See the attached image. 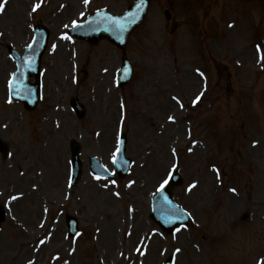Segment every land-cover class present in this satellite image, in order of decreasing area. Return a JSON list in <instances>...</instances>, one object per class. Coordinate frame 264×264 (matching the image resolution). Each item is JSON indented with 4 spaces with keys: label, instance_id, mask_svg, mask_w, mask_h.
Returning a JSON list of instances; mask_svg holds the SVG:
<instances>
[{
    "label": "rangeland",
    "instance_id": "374dc122",
    "mask_svg": "<svg viewBox=\"0 0 264 264\" xmlns=\"http://www.w3.org/2000/svg\"><path fill=\"white\" fill-rule=\"evenodd\" d=\"M135 1L0 0V264L264 263V3L152 0L123 50L65 38L94 11L121 14ZM38 24L51 37L43 98L28 112L7 103L8 46L23 53ZM125 55L135 74L117 88ZM204 74L209 91L192 108ZM120 133L132 171L98 181L88 159L112 170ZM71 140L84 165L72 189ZM176 167L172 198L193 224L168 235L150 219L151 198Z\"/></svg>",
    "mask_w": 264,
    "mask_h": 264
},
{
    "label": "water",
    "instance_id": "95a60500",
    "mask_svg": "<svg viewBox=\"0 0 264 264\" xmlns=\"http://www.w3.org/2000/svg\"><path fill=\"white\" fill-rule=\"evenodd\" d=\"M148 2L149 1L146 0V2L142 4V8L137 12V15L133 14V11H132V12H129V14L127 13V17L125 16L126 18H124L123 20H120L118 18L113 19V20L105 19L107 23V27L108 28L112 27V31H114V33L112 34L106 33L104 30L94 32L91 29L86 28L84 33H79V34L74 33V35L82 39L91 41V42H97L100 39L108 38L115 44H118L120 41L121 43H124L127 40L128 35L144 19L146 15L147 7H148ZM136 16L138 20L134 21ZM40 30L43 31V29H39V32H38L39 37L35 45V49L37 53L36 56H38L37 58L38 61L35 63H28V65L23 66L24 59L18 58L17 60L21 66L19 69L20 72L17 74L14 80L15 82H13L12 84L13 85L12 88L14 89V92H16V90L18 89L19 90L22 89L21 91L26 93L22 97H21V94H19L20 96L14 95V98L18 101H22L27 107V109H33L37 105L38 99H39V90H38L39 89V79H38L39 69L38 68H39V62L41 60L42 54L46 47V37H47V35L44 34L43 32H40ZM32 77H36V80H38L37 81L38 83L34 86H31L28 80ZM74 109L79 113V115H83L81 106H79L77 102H74ZM71 149H72L71 151L73 154L72 161H74V163H79L77 160H78L80 147L77 145V143L73 142ZM120 158H119L118 163H121L122 161V159ZM75 169H76V178H77L79 174L78 166ZM178 176L179 175L177 174L173 178V181L171 183L172 187L178 186L182 183L180 177ZM154 199H155L154 201L155 211L152 217H153V220H156L163 227L164 230H167L168 232H172L177 226L181 224H184V225L188 224L186 222V219H184L182 211L172 202L170 189H167L164 195L161 194ZM3 220L4 218L0 217V222H2ZM67 224L70 229L69 234L73 235L76 232L77 223L74 222V220H72L71 218H68Z\"/></svg>",
    "mask_w": 264,
    "mask_h": 264
},
{
    "label": "bare ground",
    "instance_id": "6f19581e",
    "mask_svg": "<svg viewBox=\"0 0 264 264\" xmlns=\"http://www.w3.org/2000/svg\"><path fill=\"white\" fill-rule=\"evenodd\" d=\"M140 4L134 5V7L131 9V12L133 11V14L137 15V12L139 11Z\"/></svg>",
    "mask_w": 264,
    "mask_h": 264
},
{
    "label": "snow or ice",
    "instance_id": "6c2138e0",
    "mask_svg": "<svg viewBox=\"0 0 264 264\" xmlns=\"http://www.w3.org/2000/svg\"><path fill=\"white\" fill-rule=\"evenodd\" d=\"M87 2L88 0H85V3ZM36 7H39V5L37 4ZM2 8H3V5H0V10H2ZM33 10H35V8ZM261 59H264V55L261 56Z\"/></svg>",
    "mask_w": 264,
    "mask_h": 264
}]
</instances>
